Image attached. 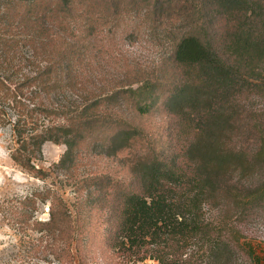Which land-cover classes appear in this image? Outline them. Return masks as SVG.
<instances>
[{
    "label": "trees",
    "instance_id": "16d2710c",
    "mask_svg": "<svg viewBox=\"0 0 264 264\" xmlns=\"http://www.w3.org/2000/svg\"><path fill=\"white\" fill-rule=\"evenodd\" d=\"M44 1L15 2L34 13L22 29H30L39 39L34 42L36 55L49 60L46 66L37 61L13 94L9 91L19 105L16 96L25 86L55 95L70 93L73 101L65 97L66 104L24 105L13 125L17 148L12 160L27 168L41 146L52 142L66 147L57 167L69 170L76 165L79 147L101 131L95 155L124 154L131 178L107 200L104 230L80 225L79 216L73 218L61 197H54L48 220L33 222L32 230L39 233L34 251H49L58 264H74V258L82 264V249L102 238L106 251L136 261L260 264L262 257L236 226L264 224V104L254 110L248 108L249 98L244 99L246 95L264 99V0H106L110 13L105 21L114 18V24L137 5L144 9L139 19L148 29L170 38L169 66L175 78L138 73L118 89L95 96L86 90L84 75L90 66L83 62L89 50L84 42L93 41L89 50L93 52L102 41L100 35L76 20L74 25L84 29L75 25L67 33L82 0H51L52 9L37 7ZM95 1L87 5L91 10L82 9L89 18L97 14ZM38 8L49 11L43 14L36 12ZM16 43L0 38L2 63L12 64L10 51ZM57 46H63V52L47 51ZM15 67H10L12 75ZM118 97L137 119L160 110L171 120L167 149H161L155 133L132 120L121 121ZM39 112L61 117L62 122L38 131L32 117ZM31 123L33 127L26 128ZM30 170L35 171L32 166ZM117 183L107 186L111 187L107 196L112 197ZM76 193L79 202V189ZM208 211L215 212L212 219Z\"/></svg>",
    "mask_w": 264,
    "mask_h": 264
},
{
    "label": "rangeland",
    "instance_id": "374dc122",
    "mask_svg": "<svg viewBox=\"0 0 264 264\" xmlns=\"http://www.w3.org/2000/svg\"><path fill=\"white\" fill-rule=\"evenodd\" d=\"M16 1L0 0V38L5 36L6 39H12L13 43L17 42L13 50L10 51V55L13 57L12 64L8 66V64L2 63L3 57L0 59V79L4 84L0 85V264H58L47 253L49 251L44 254L34 251L33 246L38 245L36 239L39 237V233L32 230L33 222L48 220L49 210L56 204L54 197L59 196L66 204L70 215L73 218L79 216L80 225L104 230L108 226L104 222V219L109 218L108 201L111 198L114 199L117 190L123 189L127 185L131 178V172L126 157H123L124 154L113 158L95 155L102 140L101 131L91 134V143L87 142L79 147L76 165L69 170L57 167L66 147L52 142H46L41 146L40 154L32 157L30 164L26 163L27 168L12 160V154L17 148L13 125L18 120L19 112H23L26 105L32 107V104L39 105L40 103L66 104L65 97L67 102L73 101L69 97L70 93L58 91L55 95V92H42L37 86L21 88L22 95L16 96V101L21 105L13 100L14 88L24 81L23 75H29V72L35 68L34 65L38 64L37 61L40 62L38 66H46L47 60H49L47 55H36L34 42H39V39L35 35L33 37L30 29H22V23H25L28 18L32 20L34 13L27 12L28 7L15 3ZM89 1L79 2L77 10L71 16L67 32L74 30L75 25H77L76 29H84L76 22L80 21L88 24L87 28L90 32L92 29L97 30L102 40L94 45L93 52L89 51L93 41L90 42V39H86L84 42L89 47L86 60L83 61L90 66V70L84 75L85 84L88 85L87 92L93 93L95 96V94L101 93L100 91L104 93L116 90L131 82L138 73L146 75L155 73L158 77L166 76L171 80L175 78L169 66L171 40L163 37L161 33L151 32L148 29V24L139 19L144 9L138 8L137 5H131V8L112 24L111 20L114 18H108L109 21L104 20L110 13L107 7L109 1L96 0L95 5L98 9L95 12L97 14L90 18L82 11L83 8L91 10L89 7L91 5L87 6ZM122 1L118 0V2ZM50 2L52 1L45 0L37 7L52 9ZM37 11L42 12L40 8ZM48 11L42 13L46 14ZM74 20H76L75 25ZM33 29L37 30L35 27ZM50 34L54 38L55 31ZM63 46L50 47L47 51L63 52ZM1 47L0 52L2 51ZM12 66H16L13 70H17L13 71L15 72L13 75L10 68ZM9 90L12 91V94ZM32 91H36L37 94H30ZM78 96L80 97V95ZM247 98H249L247 100L248 108L252 107L256 110L264 104V99L255 95L244 96V99ZM117 102L119 105H117L116 113L121 121L132 120L146 132L155 133L158 145L162 150L167 149L172 129L171 120L160 110L153 111L146 118L137 119L125 105L123 98L119 99L118 97ZM32 119L33 123L37 124L38 131L52 122H62L61 117H46L44 113L40 112L37 117L34 116ZM22 123L19 124L20 127L23 126ZM32 125V123L28 124L26 128H31ZM251 143L253 141L250 140ZM31 166L35 171L30 170ZM116 181L119 183L116 184V191L112 197L107 196V192L111 191V187L107 186ZM77 189H79L81 198L79 202L76 200ZM213 214L215 212H207V216L211 219L214 217ZM236 228L244 232L246 239L255 247L256 253L262 257L260 264H264L263 222L252 221L248 225L236 226ZM104 243L105 239L103 241L102 238L92 240L90 247H85L81 251V263L156 264L154 260L150 259L136 261L128 257H120L106 251V248H103ZM74 264H78L77 258H74Z\"/></svg>",
    "mask_w": 264,
    "mask_h": 264
}]
</instances>
